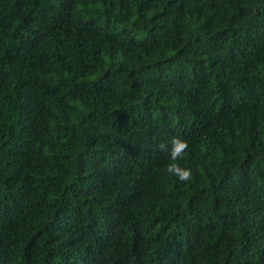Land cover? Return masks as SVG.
<instances>
[{"label": "trees", "instance_id": "1", "mask_svg": "<svg viewBox=\"0 0 264 264\" xmlns=\"http://www.w3.org/2000/svg\"><path fill=\"white\" fill-rule=\"evenodd\" d=\"M0 264H264V0H0Z\"/></svg>", "mask_w": 264, "mask_h": 264}, {"label": "clouds", "instance_id": "2", "mask_svg": "<svg viewBox=\"0 0 264 264\" xmlns=\"http://www.w3.org/2000/svg\"><path fill=\"white\" fill-rule=\"evenodd\" d=\"M188 147L187 142L176 137L171 140L169 155L172 160L179 161L183 158L184 150ZM168 171L173 173L179 180L187 181L191 178L189 168H181L178 163L169 164Z\"/></svg>", "mask_w": 264, "mask_h": 264}]
</instances>
